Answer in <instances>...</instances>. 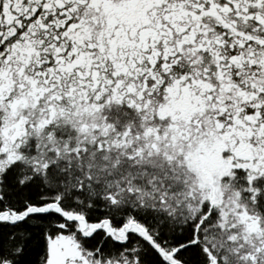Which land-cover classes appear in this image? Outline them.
<instances>
[{"label":"snow or ice","instance_id":"6c2138e0","mask_svg":"<svg viewBox=\"0 0 264 264\" xmlns=\"http://www.w3.org/2000/svg\"><path fill=\"white\" fill-rule=\"evenodd\" d=\"M0 264H264V0H0Z\"/></svg>","mask_w":264,"mask_h":264}]
</instances>
